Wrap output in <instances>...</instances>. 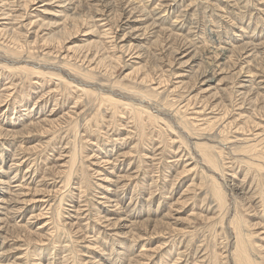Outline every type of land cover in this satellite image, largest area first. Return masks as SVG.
Returning <instances> with one entry per match:
<instances>
[{"label":"rangeland","instance_id":"obj_1","mask_svg":"<svg viewBox=\"0 0 264 264\" xmlns=\"http://www.w3.org/2000/svg\"><path fill=\"white\" fill-rule=\"evenodd\" d=\"M66 1L0 0V264H264V0Z\"/></svg>","mask_w":264,"mask_h":264},{"label":"bare ground","instance_id":"obj_2","mask_svg":"<svg viewBox=\"0 0 264 264\" xmlns=\"http://www.w3.org/2000/svg\"><path fill=\"white\" fill-rule=\"evenodd\" d=\"M66 1V0H65ZM67 1H69V0H67ZM66 1V2H67ZM73 4H75V1L74 0H70L69 1V7L67 8L68 10L70 9V11L73 9ZM71 16H74V15H71ZM75 16H77V15H75ZM74 18V20H73V27H76L77 26V24H79V20H77V19H75V17H73ZM69 19L70 18H68V21H69ZM72 19V18H71ZM81 19H83V18H81ZM70 22H71V20H70ZM69 22V23H70ZM85 22V21H84ZM81 23H82V21H81ZM67 25V24H66ZM65 25V26H66ZM76 25V26H75ZM82 25V24H81ZM68 26V25H67ZM72 26V25H71ZM60 27V26H59ZM69 27V26H68ZM63 28H64V26H63ZM108 31V30H107ZM107 31H105L104 30V34H108L107 33ZM227 51H228V49H224V52H222V56L220 57V59H219V64H218V66H219V68H220V66L221 65H227L228 63H229V60H226V53H227ZM226 56V57H225ZM216 57V56H215ZM217 60V59H216ZM232 61V60H231ZM221 64V65H220ZM229 65V64H228ZM217 66V65H216ZM214 70V69H213ZM217 70V69H216ZM205 72V71H204ZM203 72V73H204ZM242 72V71H241ZM247 72V71H246ZM211 73V72H210ZM221 73V72H220ZM237 73V72H236ZM213 74H215V73H212V75ZM239 74V73H238ZM217 75H219V73H216V75H215V77L213 78V76H211L212 78H206V77H203L202 78V76H201V78H202V80H201V84L202 85H207V84H209L210 82L212 83V82H215L218 78H217ZM182 76V75H181ZM240 76V75H239ZM210 77V76H209ZM217 78V79H216ZM221 80V79H220ZM200 82V81H199ZM240 87V86H239ZM207 90V89H206ZM204 92V91H203ZM241 93V92H240ZM248 244V243H247ZM248 249V248H247ZM242 255V254H241ZM245 256V255H244ZM242 257V256H241ZM246 257V256H245ZM249 259V258H248ZM244 260V259H243ZM247 260V259H246ZM252 261V260H251ZM240 262H242V260L240 261ZM244 262H242L241 264H243Z\"/></svg>","mask_w":264,"mask_h":264}]
</instances>
